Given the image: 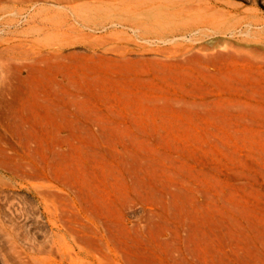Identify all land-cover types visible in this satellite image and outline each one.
<instances>
[{
	"label": "rangeland",
	"instance_id": "obj_1",
	"mask_svg": "<svg viewBox=\"0 0 264 264\" xmlns=\"http://www.w3.org/2000/svg\"><path fill=\"white\" fill-rule=\"evenodd\" d=\"M76 1L0 0V264H264V0Z\"/></svg>",
	"mask_w": 264,
	"mask_h": 264
},
{
	"label": "bare ground",
	"instance_id": "obj_2",
	"mask_svg": "<svg viewBox=\"0 0 264 264\" xmlns=\"http://www.w3.org/2000/svg\"><path fill=\"white\" fill-rule=\"evenodd\" d=\"M57 4H59V5H61V4H65V5H68V7L66 8V9H68V10H70V15H66V16H64L63 18H61V19H65L66 21H68V22H70V21H78V20H80V16L78 15V13H77V11H78V8H77V6H76V4H75V6L76 7H74V6H72L75 2L77 3V1L76 0H54ZM106 1V0H105ZM108 1H110V0H108ZM108 1H107V3H108ZM113 0H111V2H112ZM116 1H118V0H115V2ZM121 1V0H120ZM123 2V1H122ZM127 2H128V0H127ZM106 3V4H107ZM119 4V3H118ZM128 4H129V2H128ZM64 5V7H66ZM112 5V4H111ZM125 5H126V2H125ZM113 7V6H112ZM114 7H115V5H114ZM113 7V8H114ZM111 8V7H110ZM120 8V7H119ZM65 9V10H66ZM116 9V8H115ZM113 10V9H112ZM121 10H122V8H121ZM129 11V10H128ZM133 11V10H132ZM122 12H124V11H122ZM121 12V13H122ZM125 12H127V9H126V11ZM130 12V11H129ZM131 13V12H130ZM135 13V12H134ZM129 14V13H128ZM141 14V13H140ZM125 15V14H124ZM127 15V14H126ZM145 15V14H144ZM112 16V15H111ZM133 16V15H132ZM134 16L136 17V13L134 14ZM138 16V15H137ZM126 17V16H125ZM131 17V16H130ZM129 17V18H130ZM134 17V18H135ZM145 17V16H144ZM120 18V17H119ZM121 18H123V17H121ZM248 18V17H247ZM247 18H246V20H247ZM250 18V17H249ZM82 21V20H81ZM247 21H249V20H247ZM199 22V21H198ZM203 22H205V21H203ZM78 23V22H77ZM146 23V22H145ZM153 23V22H152ZM152 23H151V25H152ZM197 23V22H196ZM195 23V24H196ZM251 23V22H250ZM253 23V22H252ZM112 24L113 25H115V26H121V27H125V28H130L131 30H137V26H136V23H135V21H133V20H131V19H127V20H125L124 18L122 19V20H117V21H113V19H112ZM139 24V23H138ZM150 24V23H149ZM159 24V23H158ZM258 24V23H257ZM201 25H202V23H201ZM112 26V25H111ZM156 26V25H155ZM159 26V25H158ZM252 26V25H251ZM250 26V27H251ZM255 26V25H254ZM160 28V27H159ZM162 28V27H161ZM207 28V27H206ZM205 28V29H206ZM210 28V27H209ZM204 29V28H203ZM128 30V29H127ZM197 30H199V28L197 29ZM201 30V29H200ZM141 31V30H140ZM143 31H144V29H143ZM194 31H195V29H194ZM139 32V31H138ZM142 32V31H141ZM172 32V31H171ZM185 32V31H184ZM183 32V33H184ZM137 33V32H136ZM137 35H140V34H137ZM176 36V35H175ZM174 36V37H175ZM139 37V36H138ZM173 37V36H172ZM183 37V36H182ZM143 38V37H142ZM145 38V37H144ZM166 38V37H165ZM168 38V37H167ZM176 38V37H175ZM146 40H147V38H145ZM157 39V38H156ZM162 39V38H161ZM160 39V40H161ZM168 39H170V38H168ZM159 40V39H158ZM164 40V39H163ZM67 43H65V42H63L60 46H58V47H55V48H53L54 49V52H55V54L56 55H62L63 54V52H64V50L67 48ZM189 48V47H188ZM190 49H191V47H190ZM188 49H186V51H187ZM184 51H185V49H184ZM183 51V52H184ZM192 51V49L191 50H188L187 52H191ZM17 259V258H16Z\"/></svg>",
	"mask_w": 264,
	"mask_h": 264
}]
</instances>
